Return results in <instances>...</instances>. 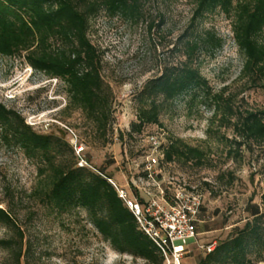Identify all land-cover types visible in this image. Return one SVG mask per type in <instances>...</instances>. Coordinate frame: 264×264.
<instances>
[{"label": "rangeland", "instance_id": "374dc122", "mask_svg": "<svg viewBox=\"0 0 264 264\" xmlns=\"http://www.w3.org/2000/svg\"><path fill=\"white\" fill-rule=\"evenodd\" d=\"M194 8V0H147L140 21L104 10L91 17L89 36L102 51V73L114 96L115 118L106 136L82 111L66 108L61 81L34 70L23 57L0 54V101L21 113L35 130L62 133L78 160L87 162L85 167L111 174L131 195L146 199L147 189L153 188V181L144 176L147 156L154 152L152 136L160 145L180 138L206 151L208 160L202 166L162 161L155 176L170 191L181 185L202 194L197 241H187L183 264H199L205 246L238 232L256 208L264 212V143L242 147L241 157H229L233 130L212 122L209 107L189 105V98L180 96L168 104L159 124L128 135L142 87L166 67L185 60L182 44L192 32H214L222 40L220 47H203L195 58L214 92L225 91L242 110L264 109V88L241 75L244 57L233 39L231 18L209 12L192 28ZM156 154L161 157L160 150ZM39 180L38 161L0 138V206L10 208L24 230L27 252L21 264H151L114 250L85 209L59 212L48 206L35 193ZM14 236V228L0 224V240ZM254 250L253 259L264 264V245ZM0 264H18L15 252L0 245Z\"/></svg>", "mask_w": 264, "mask_h": 264}, {"label": "trees", "instance_id": "16d2710c", "mask_svg": "<svg viewBox=\"0 0 264 264\" xmlns=\"http://www.w3.org/2000/svg\"><path fill=\"white\" fill-rule=\"evenodd\" d=\"M147 0H0V54L20 56L36 71L64 84L66 108L82 111L106 136L113 127L115 108L113 90L102 73V51L89 36L91 17L104 10L132 21L144 17ZM192 28L206 13L220 11L231 18L233 39L244 57L241 75L255 87L264 88V0H194ZM155 23L149 24L150 30ZM181 51L185 60L166 67L149 79L139 92L140 105L132 133H141L146 125L159 124L168 104L180 96L189 105L199 103L213 110L212 122L231 127L234 133L229 157H241L242 147L264 143V109L234 106L231 95L214 92L209 80L195 65L203 48L222 45L216 33L186 34ZM123 138V134H121ZM0 138L18 146L38 161L40 180L35 193L54 210L67 212L85 209L97 231L110 246L120 252L141 257L151 264H164L160 248L140 228L138 221L116 187L113 176L79 166L73 147L59 131L40 132L28 124L16 109L0 101ZM107 142L110 140L105 137ZM162 161H180L202 166L206 151L172 138L160 145ZM147 177V172L144 174ZM264 205V192L262 193ZM243 228L221 240L205 252L199 264H257L255 248L264 245V212L251 213ZM0 224L11 226L15 236L1 239L0 245L15 252L21 264L26 254L25 234L10 208L0 206Z\"/></svg>", "mask_w": 264, "mask_h": 264}, {"label": "built area", "instance_id": "2783aa9c", "mask_svg": "<svg viewBox=\"0 0 264 264\" xmlns=\"http://www.w3.org/2000/svg\"><path fill=\"white\" fill-rule=\"evenodd\" d=\"M154 152L147 156L144 164L147 180L153 181V188L147 189V198L134 196L125 188L119 187L112 179L109 181L116 187L119 196L136 217L140 228L155 242L164 255V264H183L189 239L197 241V226L202 211V194L194 189L178 185L172 191L169 186L156 180L158 175L160 144L155 137L150 138ZM87 162L80 160L79 165ZM171 184L172 182L169 181ZM177 242H181L180 245ZM215 243L205 246L204 251L210 252Z\"/></svg>", "mask_w": 264, "mask_h": 264}]
</instances>
